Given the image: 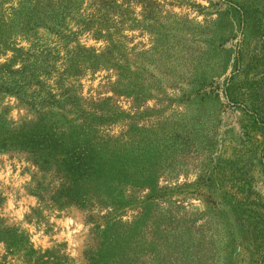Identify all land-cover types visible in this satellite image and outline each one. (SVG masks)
<instances>
[{"label":"rangeland","instance_id":"1","mask_svg":"<svg viewBox=\"0 0 264 264\" xmlns=\"http://www.w3.org/2000/svg\"><path fill=\"white\" fill-rule=\"evenodd\" d=\"M0 30V171L12 173L7 185L0 181V264H88L96 227L132 224L148 209L184 218L177 264H263L264 0H0ZM109 39L145 84L135 96L145 95L149 122L161 123L163 137L177 135L188 155L180 151L162 172L160 198L143 205L139 198L104 218L97 202L81 209L58 196L56 165H45L27 141L71 118L66 100L75 92L83 101L133 105L134 96L109 84L119 75L113 59L95 70L85 61L92 50L104 54ZM86 50L75 73L73 59ZM68 68L66 93L59 75ZM17 172L28 179L14 188ZM9 194L14 208L6 212ZM29 198L35 205L17 219L19 201ZM135 227L140 245H150L153 236ZM41 232L47 246L32 239ZM141 251V263L154 264Z\"/></svg>","mask_w":264,"mask_h":264},{"label":"trees","instance_id":"2","mask_svg":"<svg viewBox=\"0 0 264 264\" xmlns=\"http://www.w3.org/2000/svg\"><path fill=\"white\" fill-rule=\"evenodd\" d=\"M109 42L102 55L93 50V53L86 50L77 55L70 69L79 72L89 54L91 56L85 61L91 70L98 69L101 62L107 64L113 59L111 68L119 75L117 82L109 84L113 85L117 95L134 96L133 105L126 109L112 98L83 101L75 92L72 100H66V107L71 106V118L67 122L53 120L27 141L32 153L43 154L40 159L45 165H56V194L81 209L94 207L97 202L105 209L104 218L118 207L133 206L139 198L141 205L160 198L162 172L172 167L180 151L188 155L185 144H180L179 151L177 135L163 137L161 123L149 122L151 116L145 95L135 96L145 92V84L133 77L126 56L111 39ZM68 71L69 68L59 75L66 93L71 91V84L65 86L63 82ZM3 75L1 71L0 76ZM158 134L161 139L157 138ZM88 185H93V189ZM139 193L143 194L142 197L137 196ZM183 219L180 211L175 209L167 214L145 210L134 218L132 224L111 219L105 230L96 227V243L84 256L88 264H144L137 253L138 248H142L141 255L150 254L154 264H177L181 254L180 232L187 227ZM140 223L153 236L150 245H140V235L134 234L136 230L133 228ZM148 224H151L150 228Z\"/></svg>","mask_w":264,"mask_h":264},{"label":"clouds","instance_id":"3","mask_svg":"<svg viewBox=\"0 0 264 264\" xmlns=\"http://www.w3.org/2000/svg\"><path fill=\"white\" fill-rule=\"evenodd\" d=\"M177 11H179V9H177ZM89 43H94V42H93V41H89ZM9 55H11V54H9ZM17 67H19V65H17ZM12 115L15 116V112H13ZM5 159H6V158H5ZM19 167H20V165H17V168H18V169H19ZM10 175H12V173H11V169H10L9 167L6 166L5 169H4L3 171H0V181H2L3 184L7 185V184L9 183L8 177H9ZM13 179H14L13 187L15 188V187H19V185H20L21 183H23L24 180H27L28 177L26 176V177H24L23 179H20V178L18 177V172H17V176L14 177ZM21 191L23 192V190H21ZM9 196H10V198H9V200L7 201V209H6V212H7L8 210H11V209L14 208L13 197L11 196V194H9ZM28 202H31L33 205H35V200H34V198H29L28 201H25V200H21V201H19V204L21 205V207L18 208V209H16L15 212L13 213L14 216H15L17 219H20V220L23 219V213H25V212L28 211V207H27V203H28ZM64 223L67 225V224H71L72 221H71V220H67V221H65ZM24 227H25V228H28L30 232H35V227H34V226H30V225L25 224ZM78 230H79V225L77 226V231H78ZM40 236H42V232H41V233H37L35 236L32 237V239H33L36 243H38V244H45V246H47L46 243H45V241H46L47 238L45 237V238L42 240V239H40ZM68 236H69V243L71 244V243H72V241H71V239H70V237H71V233H69ZM73 255H76V253L73 252ZM10 259H11V258H10Z\"/></svg>","mask_w":264,"mask_h":264}]
</instances>
